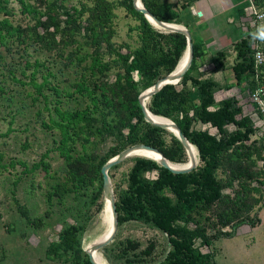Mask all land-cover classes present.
<instances>
[{
  "label": "trees",
  "instance_id": "16d2710c",
  "mask_svg": "<svg viewBox=\"0 0 264 264\" xmlns=\"http://www.w3.org/2000/svg\"><path fill=\"white\" fill-rule=\"evenodd\" d=\"M14 1L25 22H13L10 0H0V94L5 93L2 84L6 80L25 85L15 75L18 71L21 76L29 72L33 100L41 99L44 109L56 116L51 114L49 124L41 120L44 128L58 130L55 148L63 161L57 180L47 192L48 202L52 198L61 202L70 193L78 197L87 190L89 204L99 213L104 205L102 166L134 144L157 149L171 163L187 161L181 142L172 133L147 123L139 103L142 92L174 71L187 46L185 36L156 29L134 7L133 0ZM197 1L141 3L159 21L188 29L195 23L190 7ZM249 2L264 14V0H243L233 8L234 19L245 17ZM117 8L135 23L128 26L127 40L119 43ZM255 37L264 54V28L247 26L245 35L233 43L234 83L226 86L227 90L236 87L245 93L257 86L264 87V62L257 72L254 66L251 45ZM192 43L194 58L189 70L178 84L165 85L152 95L146 107L153 115L169 119L179 127L197 150V166L188 174L174 175L154 160L134 157L130 158L133 165L120 183L124 186L113 183L118 221L114 239L129 222L162 232L170 249L158 264H217L210 252L204 253L197 247V242L210 249L215 241L233 236L243 225H259L256 214L264 208V136L256 137L253 122L241 114L235 98L215 102L214 93L221 88L201 79L200 74L191 75L204 56V46L193 37ZM33 53L40 55L33 58ZM46 55L55 56L59 63L45 66L49 58L41 57ZM218 55L222 58L224 53ZM219 58H213L214 63ZM54 65L59 66L60 72H75L76 80L69 84L72 92L50 85V66ZM42 68L47 74L41 73L42 82L37 84L35 76ZM44 89L53 92L52 102ZM62 93L67 97L77 94L84 106L62 109ZM196 123L216 128L219 136L196 130ZM229 126L234 129L228 131ZM96 138L110 143L106 152L86 150ZM77 145L81 152L76 151ZM42 165L47 172L49 164ZM119 165L110 169L111 180L112 171ZM152 172H157L155 179L147 177ZM18 210L33 227L43 225L44 218L30 217L26 207L20 205ZM83 229L74 224L63 226L56 240L48 244L46 257L69 264H90L81 248ZM140 247V243L128 239L119 242L120 256L126 264L147 263L156 243L150 241L145 248ZM108 250L107 246L103 251Z\"/></svg>",
  "mask_w": 264,
  "mask_h": 264
},
{
  "label": "rangeland",
  "instance_id": "374dc122",
  "mask_svg": "<svg viewBox=\"0 0 264 264\" xmlns=\"http://www.w3.org/2000/svg\"><path fill=\"white\" fill-rule=\"evenodd\" d=\"M9 7L14 13L13 22H25V16L20 13L19 5L14 0H10ZM115 14L118 31L116 41L119 43L127 40L128 26H134L135 23L125 17L122 9L117 8ZM239 24L238 27L243 29H239L242 37L245 35L247 25L245 21ZM258 28H264V19L258 23ZM39 55L33 53L32 57L37 58ZM46 57L49 61L44 63L45 66L58 62L55 56L46 55L41 59L44 60ZM233 57V54H230L227 58V68L232 65ZM58 68V65L50 66L52 72V76L48 77L50 85H57L60 90L65 88L66 91L72 92L69 84L76 80L75 72L73 70L60 72ZM44 70L42 68L41 72L36 74L37 84L42 82L41 73L47 74ZM199 71L198 66V69L191 75L198 76ZM15 76L25 82V85L6 80L2 84L5 93L0 94V264H69L56 259H48L46 257L48 244L56 240L63 226L74 224L84 227L80 232V242L83 252H86V246L94 237L95 245L106 238V232L99 235L102 231V210L100 214L95 213L96 207L88 202L90 192L87 190L82 191L78 197L70 193L61 202L56 198L48 202L47 192L57 180L59 176L57 172L62 170L63 161L55 148L58 130L44 128L41 120L49 124L51 114L53 118L56 116L53 111L44 109L41 99L33 100V87L28 83L29 72L26 76H21L18 71ZM1 80L3 79L0 76ZM110 80L112 81V77ZM44 94L51 102L55 99L52 91L44 89ZM76 97L77 94L67 97L62 93L59 98L60 107L67 109L84 106L83 99L78 97L76 99ZM231 97L235 98L241 106V114L246 115V94L238 88L214 93L215 102ZM52 107H54L53 104ZM38 112L41 114L39 115ZM206 126L207 124L196 123L194 128L207 130ZM233 129V126H229L227 130L232 131ZM109 144V142H101L96 138L93 143L86 146V150L103 153L108 150ZM81 150V146L77 145L76 151L81 152ZM43 163L50 166L47 172L42 167ZM132 165L133 161L128 158L112 171V187L113 183L124 186L120 183L123 182L124 176ZM20 205L26 207L30 217L44 218L43 225L35 228L27 223L19 213ZM254 214L256 213H252ZM256 215L260 218L259 225L255 227L243 225L236 230L233 236L215 241L210 249L200 246L199 242L196 244L197 247L204 253L210 252L217 264H264V208ZM126 239L140 243V249L145 248L150 241L156 243L152 257L145 264H158L170 249L167 237L162 232L138 222H129L120 228L118 238L108 246L110 250L107 252L98 250V248L96 250L104 255L107 264H126L119 250V242Z\"/></svg>",
  "mask_w": 264,
  "mask_h": 264
},
{
  "label": "crops",
  "instance_id": "0c3cea01",
  "mask_svg": "<svg viewBox=\"0 0 264 264\" xmlns=\"http://www.w3.org/2000/svg\"><path fill=\"white\" fill-rule=\"evenodd\" d=\"M242 1L199 0L190 7L195 23L191 24L187 30L197 43L204 46V56L199 60V76L203 80H210L217 84L221 88L219 91L227 90L226 86L234 83L231 68L234 61L227 68L226 60L230 54H233L235 59L236 53L232 46L238 38H241L242 28L238 26H240L239 23L242 24L243 17L239 20L234 19L233 8ZM222 52L224 55L219 58L218 54ZM213 58L220 60L217 59L218 62L214 63Z\"/></svg>",
  "mask_w": 264,
  "mask_h": 264
},
{
  "label": "water",
  "instance_id": "95a60500",
  "mask_svg": "<svg viewBox=\"0 0 264 264\" xmlns=\"http://www.w3.org/2000/svg\"><path fill=\"white\" fill-rule=\"evenodd\" d=\"M133 4H134V7L139 12H141L146 17V19L156 29L163 31V32H167V33H179V34L185 36V38H186L187 46H186L184 54L186 53L189 57V61H188L187 66L183 69V71L179 75L174 76V71L178 65V63H177V65H176V67L172 73H170L169 75L160 79L156 84H154L152 87L148 88L147 90H145L144 92H142L140 94L139 103L141 106V110H142L144 120L147 123L172 133L181 142L184 149L186 150L188 158L190 159V164L187 168H184V169H171L169 167V164H168L169 161L167 159H165V157L162 155L161 152H159L157 149H155L151 146L145 145V144H134V145L128 146L127 148L122 150L120 153H118L115 157L110 159L106 164H104L101 168L103 200H106L107 197H109L111 199V209H112V215H113L114 221H113V225H112V232H111L109 238H107V240L98 248V250H102V251L104 250V248L109 246L114 241L115 235L117 233V228H118L115 197H114V192H113V187H112V181H111V178L109 176V171L112 167H114V166L122 163L126 159L130 158V156L133 155V153L139 149L151 150V151H154L155 153H157L158 155H160L161 158L159 160H154V161L157 162L159 164V166L168 170L170 173H172L174 175L188 174L191 171H193L195 169V167L197 166V157L195 159V157L191 155V149L194 146L187 140V138L181 132L179 127L174 122H172L171 120L163 118V117H159V116H157V117L167 120L169 122V125H166V124L160 125V124L153 123L148 116V113L150 111L148 112L146 104L143 102V95L145 93H148L147 98L148 97L151 98L152 95L157 93L165 85H176V84H178L180 82V80L183 78V76L186 74V72L189 70L191 63L193 61V58H194L193 43H192L191 34L182 25L169 24V23L159 21L155 16H153L149 11H147L143 7L141 0H133ZM154 116H156V115H154ZM195 150H196V148H195ZM196 153H197V150H196ZM94 250H96V249H94ZM86 254L88 255L90 264H94L93 259L91 258L89 252H86Z\"/></svg>",
  "mask_w": 264,
  "mask_h": 264
},
{
  "label": "built area",
  "instance_id": "2783aa9c",
  "mask_svg": "<svg viewBox=\"0 0 264 264\" xmlns=\"http://www.w3.org/2000/svg\"><path fill=\"white\" fill-rule=\"evenodd\" d=\"M263 19L264 14L257 10V8H255L251 2H249L248 7L245 9V17H243V21H245L246 25L252 29H257L258 23ZM251 48L254 51V66L255 71L257 72V69L264 62V54L261 49V42L257 37L253 39ZM257 78L258 75H256V80ZM245 94L246 115L250 117L251 121L253 122L254 128L257 130L256 134L259 137H262L264 136V87L262 85L257 86L253 91L248 90L245 92ZM206 129L211 134L219 136L216 128L207 125ZM149 175H152V177H149ZM147 177L150 179H155L157 177V172L149 173L147 174Z\"/></svg>",
  "mask_w": 264,
  "mask_h": 264
},
{
  "label": "bare ground",
  "instance_id": "6f19581e",
  "mask_svg": "<svg viewBox=\"0 0 264 264\" xmlns=\"http://www.w3.org/2000/svg\"><path fill=\"white\" fill-rule=\"evenodd\" d=\"M188 58L189 57H188V55L186 53L181 57V59L178 62V65H177V67H176V69L174 71V76L179 75L183 71V69L187 66L188 61H189ZM147 95H148V93H145L143 95V102L144 103H145L146 100L150 99L149 97L147 98ZM148 112H149V110H148ZM148 116H149L150 120L153 123H155V124H160V125L166 124V125H169V122L167 120L163 119V118H159L160 116L159 117L154 116L150 112L148 113ZM191 155L194 156L195 159H196L197 153H196V150H195L194 147H192V149H191ZM135 156H142L143 158L145 157V158H148L150 160H159L161 158L160 155H158L154 151L147 150V149L136 150L133 153V155L130 156V158L131 157H135ZM168 164H169V167L171 169H184V168H187L189 166L190 159H188L187 162L182 163V164H180V163L179 164H175V163H170V162ZM101 213H102L101 214L102 231H101V233L99 235H101V234L106 232V234H105L106 238L103 241H101V242H99V243H97L95 245V237H94L88 243V245L85 248V251L89 252L91 258L93 259L94 264H107V262H106V260L104 258V255L101 254L100 252H98L97 250H94V249L99 248L107 240V238H109V236H110V234L112 232V225H113L114 218H113L112 209H111V199L109 197H107V199L104 200V205H103ZM109 215H110V217H109ZM108 217H109V220L105 223V221L108 219Z\"/></svg>",
  "mask_w": 264,
  "mask_h": 264
}]
</instances>
